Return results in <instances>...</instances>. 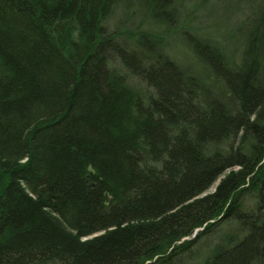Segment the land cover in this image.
Masks as SVG:
<instances>
[{
  "label": "trees",
  "instance_id": "16d2710c",
  "mask_svg": "<svg viewBox=\"0 0 264 264\" xmlns=\"http://www.w3.org/2000/svg\"><path fill=\"white\" fill-rule=\"evenodd\" d=\"M182 7L0 0V264H264V0Z\"/></svg>",
  "mask_w": 264,
  "mask_h": 264
},
{
  "label": "rangeland",
  "instance_id": "374dc122",
  "mask_svg": "<svg viewBox=\"0 0 264 264\" xmlns=\"http://www.w3.org/2000/svg\"><path fill=\"white\" fill-rule=\"evenodd\" d=\"M236 1L238 0H208L206 2L204 1V3H206L204 7L201 0H183L184 7H182V10L183 14H185L187 18H190V15L192 16L193 19L191 26L193 28L196 27L201 29L205 28L207 25H210V27L208 28L209 34L212 36H217L218 39L221 40L225 36L220 35L226 33L227 37V35L233 33V26H237V23H235V21H239V19H241V16H243V13L241 15L237 14L235 17L229 19L228 23L224 24L227 13L231 10L234 2ZM229 44L230 41L228 45ZM172 46L174 48V57L179 62L187 64L183 47H181V45H179L177 41H175ZM209 191H211V189H209L208 192Z\"/></svg>",
  "mask_w": 264,
  "mask_h": 264
}]
</instances>
